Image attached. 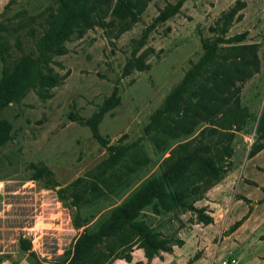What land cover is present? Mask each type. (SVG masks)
Here are the masks:
<instances>
[{"label": "rangeland", "instance_id": "obj_1", "mask_svg": "<svg viewBox=\"0 0 264 264\" xmlns=\"http://www.w3.org/2000/svg\"><path fill=\"white\" fill-rule=\"evenodd\" d=\"M107 1L112 7L116 0ZM178 1L150 0L138 20L120 34L119 21L112 24V16L106 15L99 24L67 41V53L54 57L52 66L63 80L49 89L47 96L29 90L0 111V119L11 125L9 139L0 146V264L64 262L83 228H75L71 222V198L61 200L57 191L69 187L78 177L94 180L97 166L109 154L108 145L136 144L150 159L137 169L125 194L149 174L160 171L168 152L154 147L144 127L203 53V40L214 35L210 27L237 0H184L176 14L155 21L162 10ZM242 1L243 17L233 22L226 36L246 32L243 42L257 45L260 70L241 89V104L248 108L251 118L237 132L232 167L220 180L231 172L232 182L230 187L207 196L211 187L195 202L196 207H204L212 215L210 224L198 222L192 211L148 215L147 220L159 231L181 238L183 244L174 245L172 253L162 252L160 259L155 257L145 264H186L196 254L198 258L192 264H264L263 155L248 161L243 170L256 185L245 179L241 182L240 171L232 169L234 163L241 167L250 158L264 106V0ZM58 4L59 0H0V75L5 64L1 52L8 54V63L23 52L33 51L43 19ZM139 56L149 68L123 75L127 61ZM114 87L118 88L119 103L102 115L98 124L104 140L101 143L83 121L98 111ZM42 168L48 173L36 176ZM121 168L119 165L106 177L116 182ZM236 182H241L237 188ZM122 198L116 194L103 196L96 203L85 204L82 214H94L93 224ZM250 214L252 219L237 234L225 235L231 224ZM22 239L30 242L31 250L23 249ZM136 250L134 256L144 257L142 249L135 247L131 261Z\"/></svg>", "mask_w": 264, "mask_h": 264}, {"label": "trees", "instance_id": "obj_2", "mask_svg": "<svg viewBox=\"0 0 264 264\" xmlns=\"http://www.w3.org/2000/svg\"><path fill=\"white\" fill-rule=\"evenodd\" d=\"M149 1L116 0L110 7L107 0H59L58 7L43 19L33 51L23 52L15 61L8 63V54L1 52L5 64L0 75V111L9 103L19 101L29 90L45 97L49 89L61 83L63 77L55 72L52 64L55 63V56L67 53L66 42L74 35H82L108 14L112 16V24L119 21L120 34L138 20ZM183 1L179 0L162 10L155 21H164L176 14ZM244 6V1L237 0L210 27L214 35L203 40V53L166 95L162 105L151 114L145 125L144 132L154 147L168 152L160 163L158 173L149 174L125 194L134 181L137 169L150 159L141 153L136 144H111L107 146V158L97 166L94 180L88 182L84 177H78L69 187L58 189L61 200L71 198L68 205L74 207L71 213L73 226L83 228L60 264H110L117 258L129 262L135 247L141 248L147 262H150L161 252L170 253L174 245L183 244V240L175 235L159 231L147 220L148 215L192 211L198 222L205 225L213 222L212 215L204 207H196L195 202L204 198L206 192L232 167L234 139L251 118L248 108L241 104L242 85L260 70L257 45L243 42L247 33L226 36L233 22L242 19L240 11ZM149 66L141 56L134 57L125 64L123 75L135 69L146 70ZM118 103V88L114 87L98 111L83 121L101 143L104 140L98 131V124L102 115ZM10 128L6 119H0V146L9 139ZM255 134L249 157L264 148V106ZM119 165L122 168L115 177L116 182H113L106 174ZM43 172L48 173L42 168L36 176H41ZM245 182L256 185L250 179H245ZM100 183L107 189L102 188ZM80 186L84 188L79 189ZM110 194L120 198L125 195L106 216L90 224L95 216L82 214V207ZM239 198L247 200L244 196ZM246 218L244 215L231 224L225 235L235 231ZM20 243L23 249L31 250L29 241L22 239ZM30 254L35 255L33 251ZM197 258L196 254L186 264H192ZM31 264L51 263L35 260Z\"/></svg>", "mask_w": 264, "mask_h": 264}, {"label": "crops", "instance_id": "obj_3", "mask_svg": "<svg viewBox=\"0 0 264 264\" xmlns=\"http://www.w3.org/2000/svg\"><path fill=\"white\" fill-rule=\"evenodd\" d=\"M260 155H263V159H264V148L261 150V151H259L257 154H255L254 156H252V157H250V158H248L242 165H241V167H239V165L238 164H236V163H234V165H233V171L234 170H238V171H240V175H242V181L241 182H243L244 181V179H250V178H248L245 174H244V172H243V170H244V168L246 167V164H247V162L248 161H251V160H253L254 158H257L258 156H260ZM253 166H255V167H257V164H255V165H253ZM239 167V168H238ZM231 173V172H230ZM229 173V175H227L222 181H220L219 183H217L215 186H213L208 192H207V196H209L210 194H214L217 190L218 191H220V190H223V189H226V188H228V187H230V184H231V182H232V180H231V177H232V174H230ZM252 180V179H251ZM253 181H255V180H253ZM241 182H236V188H237V185L239 184V183H241ZM256 182V181H255ZM245 183V182H244ZM207 204V203H206ZM252 217H253V214H250V216L248 217V218H246V220L235 230V231H233L231 234H229L230 236H234L235 234H237L238 233V231L240 230V229H242L244 226H245V224H246V222L247 221H249V220H251L252 219ZM258 228H260V227H258ZM181 239V238H180ZM174 248L175 247H173V250H174ZM137 249H141V248H137ZM173 250L170 252V253H172L173 252ZM136 252H138L137 250L135 251V252H133V254H132V261H131V263H128L127 261H125V260H121V259H118V260H116L115 262H114V264H134V263H136V262H139V264H145V262L147 263V259L145 258V257H136V256H134V254L136 253ZM142 252H143V250H142ZM166 253H168V252H166ZM144 256V255H143ZM161 256H162V252L160 253V256H155V257H157V258H161ZM154 257V258H155ZM153 258V259H154ZM146 259V261H144ZM152 259V260H153ZM155 260V259H154ZM144 262V263H143ZM199 262V261H198ZM162 264H164L163 262H161ZM197 263V262H196ZM154 264V263H153Z\"/></svg>", "mask_w": 264, "mask_h": 264}, {"label": "built area", "instance_id": "obj_4", "mask_svg": "<svg viewBox=\"0 0 264 264\" xmlns=\"http://www.w3.org/2000/svg\"><path fill=\"white\" fill-rule=\"evenodd\" d=\"M232 263H235L236 262V260L235 259H232V261H231ZM226 263V262H225Z\"/></svg>", "mask_w": 264, "mask_h": 264}]
</instances>
